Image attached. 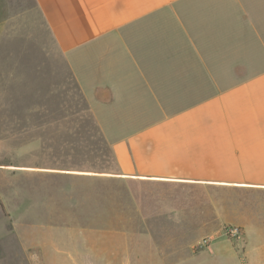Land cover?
<instances>
[{
	"label": "crops",
	"instance_id": "crops-1",
	"mask_svg": "<svg viewBox=\"0 0 264 264\" xmlns=\"http://www.w3.org/2000/svg\"><path fill=\"white\" fill-rule=\"evenodd\" d=\"M38 17L54 46L23 45ZM38 80L45 89L35 88ZM39 91L81 95L120 167L105 175L216 192L206 196L220 199L221 225L242 229L239 256L256 258L264 231V0H0V94L17 100ZM1 147L6 218L22 204L23 174L63 170L4 158ZM70 194L75 214L80 193ZM45 200L43 221L52 224L38 229H70L53 223L51 192ZM11 212L9 230H19ZM79 242L90 255L103 245Z\"/></svg>",
	"mask_w": 264,
	"mask_h": 264
},
{
	"label": "rangeland",
	"instance_id": "rangeland-1",
	"mask_svg": "<svg viewBox=\"0 0 264 264\" xmlns=\"http://www.w3.org/2000/svg\"><path fill=\"white\" fill-rule=\"evenodd\" d=\"M29 27L32 37L23 38V45H55L40 17L25 29ZM38 82L35 88H46L45 80ZM56 82L61 89L60 80ZM26 88L28 82L22 86ZM38 93L17 100L0 94L2 157L63 172L23 174L22 204L9 206L16 209L19 230H9L11 211L5 210L6 218L0 213V264H31L39 257L42 264H264V231L257 239L261 249L256 258L243 260L238 249L243 250L245 239L232 241L225 235L226 225H221L217 211L220 199L206 196L216 192L105 175L119 173L120 167L81 95ZM72 170L91 174H72ZM50 192L53 223L71 226L54 229L53 234L38 229L40 224H52L51 219L43 221L48 207L41 204ZM72 192L80 193L74 199L80 207L75 214L69 203ZM31 200L34 203L29 205ZM31 223L37 227L31 228ZM76 224L85 231L72 226ZM204 238H211L214 253L199 246ZM98 239L103 245L94 255L85 253L79 242Z\"/></svg>",
	"mask_w": 264,
	"mask_h": 264
},
{
	"label": "built area",
	"instance_id": "built-area-1",
	"mask_svg": "<svg viewBox=\"0 0 264 264\" xmlns=\"http://www.w3.org/2000/svg\"><path fill=\"white\" fill-rule=\"evenodd\" d=\"M224 233L228 237L232 239H241L242 237V229L236 225H227L224 228ZM211 244V238H204L200 243L199 246L201 247H208Z\"/></svg>",
	"mask_w": 264,
	"mask_h": 264
}]
</instances>
